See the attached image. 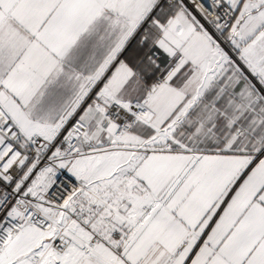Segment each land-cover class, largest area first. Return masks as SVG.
I'll return each instance as SVG.
<instances>
[{"label":"snow or ice","instance_id":"1","mask_svg":"<svg viewBox=\"0 0 264 264\" xmlns=\"http://www.w3.org/2000/svg\"><path fill=\"white\" fill-rule=\"evenodd\" d=\"M0 264H264V0H0Z\"/></svg>","mask_w":264,"mask_h":264}]
</instances>
